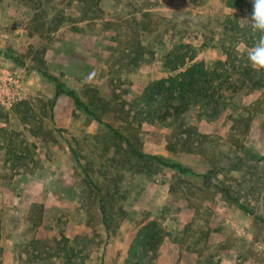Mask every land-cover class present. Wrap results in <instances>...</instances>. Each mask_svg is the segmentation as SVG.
I'll return each mask as SVG.
<instances>
[{"label":"rangeland","instance_id":"obj_1","mask_svg":"<svg viewBox=\"0 0 264 264\" xmlns=\"http://www.w3.org/2000/svg\"><path fill=\"white\" fill-rule=\"evenodd\" d=\"M231 14L249 17L224 0H0V57L26 64L28 82L33 74L27 99L7 110L29 152L16 161L23 172L0 176V264L10 241L18 264H39L28 252L44 256L63 236L84 243L94 235L86 264H125L137 234L155 222L164 228L160 264H264V89L217 117L199 108L165 118L163 98L148 96L176 73L166 57L182 44L208 66L225 60ZM38 66L90 112L67 95L53 103ZM132 145L208 173L207 183L140 158Z\"/></svg>","mask_w":264,"mask_h":264},{"label":"trees","instance_id":"obj_2","mask_svg":"<svg viewBox=\"0 0 264 264\" xmlns=\"http://www.w3.org/2000/svg\"><path fill=\"white\" fill-rule=\"evenodd\" d=\"M203 1L206 0H190L192 3ZM224 1L230 8L247 9L248 19L245 20L242 14H231L225 17L222 29L226 36L232 38L233 44L224 46L226 59L217 61L212 67L204 61H195L196 54L194 51L192 52L190 45L182 44L178 52L167 54L165 66L171 72L176 73L161 78L148 87L150 98L159 96L165 101V118L169 116L189 118L193 113L201 111L199 108L206 109L210 117H217L222 110L230 108L254 90L264 89V69L257 70L250 65L247 58V52L260 38V34L250 27L251 0ZM238 43H243L247 50H238ZM36 69L53 84L55 90L53 103L60 95L65 94L71 97L78 107H84L90 112L89 107L75 89L49 73L43 66H38ZM21 135L22 133L9 127L7 110L2 108L0 111V176L2 177H14L27 167L16 163V161H21L20 159L26 152H29L28 144ZM124 138L127 142L129 141L127 137ZM131 148L135 154L146 161L157 162L178 173L201 176L207 183L208 173H197L179 161L167 159L163 155L143 152L133 145ZM11 161L16 164L8 166V162ZM105 227L108 237L109 224L107 221H105ZM96 237L94 235L83 241L84 243H80L78 240L63 236L57 241L56 248H51L49 252L44 251V256L41 253H35L34 250L28 252L30 253L29 262L86 264L90 254L98 247ZM163 239L164 228L161 223L155 222L151 229L140 230L129 248V257L125 264H141V262L135 261V257L138 255L147 257L148 261L144 262L146 264H160L158 253ZM107 241L108 239L105 240L106 243Z\"/></svg>","mask_w":264,"mask_h":264},{"label":"built area","instance_id":"obj_3","mask_svg":"<svg viewBox=\"0 0 264 264\" xmlns=\"http://www.w3.org/2000/svg\"><path fill=\"white\" fill-rule=\"evenodd\" d=\"M28 69L17 56L0 57V106L11 110L29 95Z\"/></svg>","mask_w":264,"mask_h":264},{"label":"clouds","instance_id":"obj_4","mask_svg":"<svg viewBox=\"0 0 264 264\" xmlns=\"http://www.w3.org/2000/svg\"><path fill=\"white\" fill-rule=\"evenodd\" d=\"M251 29L260 34V38L247 52V58L251 66L264 69V0H251Z\"/></svg>","mask_w":264,"mask_h":264},{"label":"crops","instance_id":"obj_5","mask_svg":"<svg viewBox=\"0 0 264 264\" xmlns=\"http://www.w3.org/2000/svg\"><path fill=\"white\" fill-rule=\"evenodd\" d=\"M5 30V29H4ZM6 31V30H5ZM13 34V32H12V30H8V31H6L5 32V35H7V36H10V35H12ZM16 40H17V45H18V47L19 46H21L20 44H19V39L18 38H16ZM34 70L35 69H33V72H34ZM36 71V70H35ZM32 76H33V74H31L30 76H29V82H28V85L30 84V83H32ZM35 76V75H34ZM54 92H55V90H54ZM68 96V95H67ZM54 97V96H53ZM63 97H65V94H62V95H60L59 97H58V99H63ZM57 99V100H58ZM17 248H16V246H15V242H12V241H10V245L9 246H6V251H5V249H4V254H3V256H4V261H5V263L4 264H18V254H17ZM17 254V255H16ZM14 255H16V259L13 257Z\"/></svg>","mask_w":264,"mask_h":264}]
</instances>
